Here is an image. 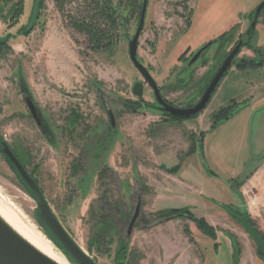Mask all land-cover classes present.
Returning <instances> with one entry per match:
<instances>
[{"label":"rangeland","instance_id":"1","mask_svg":"<svg viewBox=\"0 0 264 264\" xmlns=\"http://www.w3.org/2000/svg\"><path fill=\"white\" fill-rule=\"evenodd\" d=\"M95 1L43 0L40 18L27 32L34 0H0V39L9 37L0 47V138L97 264H238L225 233L238 245L250 237L224 207H246L231 205L240 200L242 166L247 171L262 156L257 146L264 143V121L259 140L257 130L264 88L257 86L264 85V67L256 71L251 61L264 54V11L251 47L242 49L205 109L172 121L155 109L147 84L142 96L133 93L136 83H146L129 56L144 0H111L123 18L116 28L111 19L99 18ZM262 2L149 0L138 58L163 97L181 108L198 103L224 57L220 36H229L230 50ZM83 22L118 36L115 43L95 49L88 33L75 26ZM212 41L205 57L187 68ZM26 96L35 102L42 127ZM233 100L245 105L219 121L217 113ZM0 197L50 240L38 200L2 152ZM172 209L204 219L216 238L187 218H181L184 242L174 225L161 228L173 220Z\"/></svg>","mask_w":264,"mask_h":264},{"label":"water","instance_id":"2","mask_svg":"<svg viewBox=\"0 0 264 264\" xmlns=\"http://www.w3.org/2000/svg\"><path fill=\"white\" fill-rule=\"evenodd\" d=\"M149 0H144L140 24L137 32L133 39L129 42V56L132 64L138 70V72L143 77L144 81L151 87L154 92L156 102L159 104V112L163 115L169 116L171 118L177 119H189L199 113H201L207 104L209 103L212 95L220 84L222 78L226 72L231 67L234 58L239 54L241 48L244 45V40L240 41L238 45L233 49V51L228 55L224 63L221 65L208 88L202 95L201 99L193 107L181 108L168 103L163 97L161 90L152 77L149 70L139 61V41L141 34L145 27L146 14L148 9ZM42 0H35L30 21L27 27V31L30 32L35 27L41 12ZM264 9V2H262L255 10V15L248 30L246 37L249 38L255 31L256 25L258 23L261 12ZM6 38L0 39V47L6 44ZM216 41H212L200 49L189 61L187 68H192L201 58L205 57L207 51H209ZM144 92V83L138 82L134 85L133 93L135 96H142ZM25 101L30 109V112L37 122V124L42 127V122L40 119V114L38 112L35 102L29 97H25ZM112 125H115V119L113 114H110ZM1 152L8 158L10 163L16 169L17 173L23 180L29 191L38 200V211L39 218L46 225L50 233L63 247V254L72 264H97L95 260L90 257L83 248L73 239L69 232L64 228L51 205L47 201L45 195L43 194L41 188L39 187L35 178H33L19 159L15 156L9 145L3 142V147ZM264 156V155H263ZM263 158V157H262ZM251 169H247L248 171ZM226 212L237 220L249 235V237L255 242L257 248L259 249L262 257L264 258V238L259 233V231L253 226L248 217L247 207H244L242 212L239 214L229 207H224ZM138 213V212H137ZM136 217H134L129 234L133 231V226L135 224ZM52 242L53 240L50 239ZM54 243V242H53ZM55 244V243H54ZM0 264H59L53 259L42 253L39 249L28 242L24 237H22L17 231H15L1 216H0Z\"/></svg>","mask_w":264,"mask_h":264},{"label":"crops","instance_id":"3","mask_svg":"<svg viewBox=\"0 0 264 264\" xmlns=\"http://www.w3.org/2000/svg\"><path fill=\"white\" fill-rule=\"evenodd\" d=\"M261 88H264V85L261 84L257 86V88L260 90ZM256 88V86L254 87ZM254 102V101H253ZM264 96L263 98L259 101L258 107H262L264 105ZM263 104V105H261ZM264 115V113L262 114ZM262 115L259 120V128H258V133H257V139L259 140L261 137L260 135V130L261 134L263 133V126H262V121H264L262 118ZM258 153L261 154V158L257 160L256 162L254 161L253 166L251 167V171L249 170L248 173L244 169V165L242 166V172L244 171L245 173L242 175V178H240V181H238V184H241L242 181L244 183L242 186L239 187V190L237 194L241 195L239 202H233L231 205L233 207H239L241 205H246L247 211H248V216L250 220L253 223H257L260 227L261 230H264V143H260L257 146ZM263 157V158H262ZM179 185H184L181 183L178 179L176 180ZM253 195L257 196V201L255 204H252L251 198ZM242 199V200H241ZM252 206H255V208H252ZM224 216V215H221ZM184 220L182 219H173L170 221H164L161 226V228H167L170 227L171 225H174L177 230V235H180L181 239L186 240L187 237L184 234ZM218 236V235H217ZM249 238V237H248ZM219 240V236L217 237ZM225 239L229 242L231 249L234 253L235 256H238V264H261L259 257L257 255V250L254 241L249 238L248 240L241 239L239 245L236 242V239L231 236L228 233H225ZM186 244L188 245L189 243L186 241ZM190 246V245H189Z\"/></svg>","mask_w":264,"mask_h":264},{"label":"trees","instance_id":"4","mask_svg":"<svg viewBox=\"0 0 264 264\" xmlns=\"http://www.w3.org/2000/svg\"><path fill=\"white\" fill-rule=\"evenodd\" d=\"M102 1H103V5L101 4ZM42 2H43V0H42ZM95 2H96L95 5H96V10H97L96 14L99 16L100 19L101 18H103V19H105V18L111 19L112 28H114L113 27L114 25H115V28L118 25H120V24L122 25V21H123L122 15L118 11L116 5H114L111 0H98V1H95ZM75 26L77 27V29L79 31L88 33V35L91 37L90 40H91V43H92L93 47L95 49H97V50L112 46L115 43V40L118 37V36H115V38L114 37L110 38V36H108L107 34L103 33V31L101 30V28L99 26L93 27V25H88V24H86L84 22L76 24ZM251 63H252V61H251ZM242 66H243V64H241L240 68H242ZM233 105H235V104H233ZM233 105L229 106V108H224L219 113H217L216 117L219 118V121L230 119V117L234 113H236L237 111H239V109H241L240 107H238L236 110H233V107H232ZM171 120H173V121H182V120H185V119L180 120V119H177V118H171ZM202 138H203V134H202ZM3 142H4V140H2L0 138V148L2 147ZM193 149H196V145H193ZM170 212L173 215V217L171 219H181V218L190 219L193 222H195L205 232V234L207 236L216 238L215 229L213 227L209 226L208 223L204 219L196 218L193 215V213L190 212L188 209H172V210H170ZM41 224L48 231L49 238L52 239L53 242L55 243V245H57L58 248L63 251V247L54 238V236L50 233V231L48 230L46 225L42 221H41ZM253 226L255 227L254 224H253ZM263 238H264V236H263ZM257 250H258L259 256L262 257V255H261V253H260L258 248H257Z\"/></svg>","mask_w":264,"mask_h":264},{"label":"bare ground","instance_id":"5","mask_svg":"<svg viewBox=\"0 0 264 264\" xmlns=\"http://www.w3.org/2000/svg\"><path fill=\"white\" fill-rule=\"evenodd\" d=\"M0 216L22 237L59 264H69L64 254L38 229L0 197Z\"/></svg>","mask_w":264,"mask_h":264},{"label":"flooded vegetation","instance_id":"6","mask_svg":"<svg viewBox=\"0 0 264 264\" xmlns=\"http://www.w3.org/2000/svg\"><path fill=\"white\" fill-rule=\"evenodd\" d=\"M35 1V0H34ZM42 4H43V2H42ZM42 4H41V9H42ZM263 11H264V9H263ZM263 11L261 12V14H260V17H259V20H260V18H261V15H262V13H263ZM40 14H41V12H40ZM255 15V14H254ZM254 15H252V21H253V18H254ZM39 18H40V16H39ZM39 20V19H38ZM259 20H258V23H259ZM252 21H251V24H252ZM38 22V21H37ZM258 23H257V25H256V28H255V31H254V33L249 37V38H247L246 37V34H247V32H248V30L250 29V27H251V24H250V27H248L247 28V30L244 32V33H242L241 34V36L239 37V39H238V41H237V43L230 49V50H227V43H228V41H227V37H229L227 34H222L221 36H220V42L222 43V47H223V50L225 51L223 54H224V57H223V59H221V61H220V64H219V68L221 67V65L224 63V61L226 60V58L228 57V55L233 51V49L238 45V43L240 42V41H242V40H244V45H243V47L241 48V50H240V52H239V54L234 58V60H233V62H232V64H231V67L229 68V70L230 69H232L234 66H235V63H236V60L238 59V56L240 55V53H241V51H242V49L243 48H249V47H251V42H252V40L254 39V37H255V34H256V30H257V26H258ZM37 24V23H36ZM34 29V28H33ZM144 31V30H143ZM143 33V32H142ZM7 40H6V44L8 43V40H9V37L7 38V37H5ZM4 39V38H3ZM5 44V45H6ZM5 45H3V46H1V47H4ZM221 52H222V49H221ZM264 52V51H263ZM193 56V55H192ZM191 56V57H192ZM256 58V57H255ZM259 58H260V60H257V59H255L254 61H252V63H255V68H253L254 70H256V71H259L260 69H262L263 67H264V54H262L261 53V55L259 56ZM192 59V58H191ZM190 59V60H191ZM241 64H243V63H241ZM254 67V66H253ZM228 70V71H229ZM227 71V72H228ZM226 72V73H227ZM224 77H225V75H224ZM223 77V78H224ZM222 78V79H223ZM147 83H144V87H145V85H146ZM148 85V84H147ZM149 86V85H148ZM150 87V86H149ZM151 88V87H150ZM155 97V96H154ZM166 100V99H165ZM168 103H170L171 105H174V104H172L171 102H169L168 100H166ZM158 104V103H157ZM233 104H235V105H233ZM231 105H233L232 107H233V110H236L238 107H241V106H243V105H245V102L244 103H239V102H236L235 100H233L232 102H231V104H229L227 107H225V108H229V106H231ZM174 106H176V105H174ZM178 107V106H177ZM190 107H193V106H190ZM186 108H188V107H186ZM155 109L156 110H158L159 111V104L155 107ZM110 114H112V113H110ZM166 118L167 119H169V120H171V117H169V116H166ZM173 121V120H172ZM2 147H3V144H2ZM2 149V148H1ZM13 151V150H12ZM13 153H14V151H13ZM15 154V153H14ZM15 156H16V154H15ZM17 157V156H16ZM18 158V157H17ZM8 159V158H7ZM19 159V158H18ZM19 161H20V159H19ZM21 162V161H20ZM13 166V165H12ZM231 209V208H230ZM233 210V209H232ZM235 212H237V213H241V211H235ZM249 217V216H248ZM250 219V218H249ZM256 228V227H255Z\"/></svg>","mask_w":264,"mask_h":264},{"label":"built area","instance_id":"7","mask_svg":"<svg viewBox=\"0 0 264 264\" xmlns=\"http://www.w3.org/2000/svg\"><path fill=\"white\" fill-rule=\"evenodd\" d=\"M256 200H257V196L253 195L251 198L252 204H255Z\"/></svg>","mask_w":264,"mask_h":264}]
</instances>
